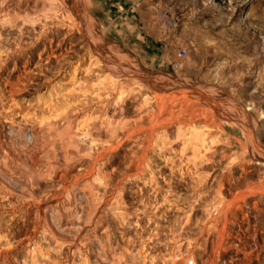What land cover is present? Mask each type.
<instances>
[{
  "label": "rangeland",
  "instance_id": "rangeland-1",
  "mask_svg": "<svg viewBox=\"0 0 264 264\" xmlns=\"http://www.w3.org/2000/svg\"><path fill=\"white\" fill-rule=\"evenodd\" d=\"M0 8V264H264V0ZM185 97L194 104L179 112ZM154 125L168 128V145L193 139L186 159L210 174L195 216L208 217L204 230L149 245L151 230L138 233L148 216L136 215L153 198L139 186L165 165L145 154ZM182 185L177 195H192ZM185 202L172 219L190 213Z\"/></svg>",
  "mask_w": 264,
  "mask_h": 264
},
{
  "label": "bare ground",
  "instance_id": "bare-ground-1",
  "mask_svg": "<svg viewBox=\"0 0 264 264\" xmlns=\"http://www.w3.org/2000/svg\"><path fill=\"white\" fill-rule=\"evenodd\" d=\"M53 2H55V1H53ZM4 5V4H3ZM1 9V8H0ZM59 10V9H58ZM5 11V10H4ZM50 15V14H49ZM40 16H42V15H40ZM52 17H54V16H52ZM57 17V16H56ZM46 18H47V15H46ZM50 18V17H49ZM49 18H47L48 20H49ZM58 18V17H57ZM23 19V18H22ZM45 19V18H44ZM53 19V18H52ZM51 19V20H52ZM32 20H33V22L34 23H36L37 22V19H33L32 18ZM39 20V19H38ZM54 20H55V18H54ZM27 21V20H26ZM31 21V20H30ZM39 21H41V20H39ZM32 22V23H33ZM46 22V21H45ZM44 23V22H43ZM48 23V22H47ZM46 23V24H47ZM49 24V23H48ZM14 25V24H13ZM37 25V24H36ZM42 25V24H41ZM15 26H16V24H15ZM14 26V27H15ZM38 26V25H37ZM46 26V25H45ZM32 28H34V27H32ZM49 28V27H48ZM21 29H22V27H21ZM36 30V29H35ZM33 31V30H32ZM46 31V30H45ZM45 31H42V32H40L41 33V37H44L46 34H47V31L45 32ZM1 34V33H0ZM48 35V34H47ZM19 36V35H18ZM39 36H40V34H39ZM45 39V38H44ZM21 45V44H20ZM54 48V47H53ZM20 49V48H19ZM74 66V65H73ZM79 71H80V69L78 68V67H75L74 69H73V75H77V72L79 73ZM77 81V80H76ZM13 83H14V81H13ZM26 85V84H25ZM76 85V84H75ZM17 86V85H16ZM13 87H15V86H13ZM21 87V86H20ZM57 87V86H56ZM76 87V86H75ZM17 88V87H16ZM63 88V87H62ZM18 89V88H17ZM21 89V88H20ZM62 90V89H61ZM55 93V92H54ZM79 93V92H78ZM16 94V93H15ZM53 94V93H52ZM56 95V94H55ZM59 95V94H58ZM70 95V94H69ZM201 96V95H200ZM206 96V95H205ZM71 97H72V95H71ZM45 98V97H44ZM70 98V97H69ZM78 98V97H77ZM185 98H187V97H185ZM184 98V99H185ZM192 98V97H191ZM49 99V98H48ZM47 99V100H48ZM55 99V98H54ZM193 99V98H192ZM41 100V99H40ZM186 100V99H185ZM207 100V99H206ZM42 101V100H41ZM194 101V100H193ZM210 101V100H209ZM213 101V100H212ZM43 102V101H42ZM46 102V101H45ZM49 102V101H48ZM47 102V103H48ZM183 102V101H182ZM185 102V101H184ZM186 102H188V103H182L181 104V106H180V108H179V110H177V111H179L180 112V110L182 111V109H186V107L187 106H190V105H193L194 104V102H192V101H190V99L189 98H187V100H186ZM196 103H197V101H196ZM44 104V103H43ZM46 104V103H45ZM108 104V103H107ZM173 104V103H172ZM209 104V103H208ZM23 105V104H22ZM53 105V104H52ZM197 105V104H196ZM206 105V104H205ZM29 106V108H31L30 107V105H28ZM41 106V105H40ZM175 105H173V107H174ZM178 106V107H179ZM21 107V106H20ZM172 107V108H173ZM219 107V106H218ZM105 108H107V107H105ZM119 108H121V107H119ZM188 108V107H187ZM75 109V108H74ZM114 109V108H113ZM191 109V108H190ZM20 110H21V108H20ZM24 110V109H23ZM106 110H108V109H106ZM106 110H105V112H106ZM188 110V109H187ZM118 111V110H117ZM176 111V112H177ZM184 111V110H183ZM28 112V111H27ZM76 112V111H75ZM101 112V111H100ZM104 112V113H105ZM120 112V111H119ZM178 112V113H179ZM189 112V111H188ZM229 112V111H228ZM88 113V112H87ZM113 113V112H112ZM117 113V112H116ZM187 113V112H186ZM75 114V113H74ZM106 114H108V113H106ZM181 114H183V112L181 113ZM105 115V114H104ZM180 115V114H179ZM185 115V113L183 114V116ZM192 115V114H191ZM98 116H99V114H98ZM27 117V116H26ZM86 117V116H85ZM105 117V116H104ZM106 117H107V115H106ZM105 117V118H106ZM111 117V116H110ZM109 117V118H110ZM180 117H181V115H180ZM193 118V117H192ZM88 119V118H87ZM85 120H86V118H85ZM84 120V121H85ZM112 121V120H111ZM114 121V120H113ZM110 122V121H109ZM108 122V123H109ZM169 122V121H168ZM103 123V122H102ZM166 123V122H165ZM172 123V122H171ZM157 124V123H156ZM159 124V123H158ZM164 123H162V125H163ZM166 125V124H165ZM164 125V126H165ZM167 125H170V124H168L167 123ZM83 126H84V124H83ZM104 126V125H103ZM111 126V125H110ZM143 126V125H142ZM157 126V125H156ZM155 125L154 126H152V133H150V138H149V143L147 144V147L145 148V154H147L148 152H149V150H153V151H157L158 152V154H160L164 159H163V162H165V165L163 166V167H161V169L159 170V172L156 174H154L153 175V173H152V175H151V178H149V180L148 181H146V182H144V185L143 186H139V188L138 189H140V191H142L143 192V190H145V185L146 184H149L150 186H151V188H152V190H153V198H151V200L150 201H148V204L147 205H150L151 206V211H149L148 213L146 212L145 214H141V213H138L136 216L138 217V218H140L142 215L144 216H148V220H147V224H148V228H146V229H141L140 231H138V233H142L141 235H143L145 232H147V231H149V230H151V232H150V234L149 233H147V239H146V237H145V239H146V243L147 244H149V245H152L153 244V242H155V240L157 239H159L160 238V236L161 235H165L166 237H167V234H171V235H173V236H176L177 238H179V237H181L182 238V236H183V234L186 232H192L195 228H198V229H200V231L202 232L204 229H203V227H205V222L207 221V218L208 217H206V220H204V223H202V222H199V219H196L195 218V216H196V214H197V206H199V205H201L202 203V199H205L206 200V195H202V193H203V191H204V189H205V187L206 186H208L207 185V183H206V180H207V178L205 177L206 175L208 176L209 174H203V172L202 171H200V170H202V169H200L199 170V159L198 158H196V160H193L192 162H190V160H189V158H187L186 159V149L188 148V147H193L194 148V151H198L197 150V147H196V145H195V142H193V141H191V140H193V139H191L190 141H187V140H182L181 139V142L180 143H176V144H170V145H168L167 144V142H169L170 140L167 138L168 137V128L167 127H165V128H162V127H160V129H158L157 127H156ZM137 127V126H136ZM135 127V128H136ZM141 127V126H140ZM147 126H144V130H145V128H146ZM172 127V126H171ZM79 128V127H78ZM107 128V127H106ZM109 128V127H108ZM148 128V127H147ZM147 128H146V130H147ZM178 128V127H177ZM84 129V128H83ZM143 129V128H142ZM141 128H140V130L139 131H141L142 130ZM77 130H79V129H77ZM86 130V129H85ZM108 130V129H107ZM136 130H138V127L136 128V129H134V131H136ZM179 130V129H178ZM110 131V130H109ZM108 131V132H109ZM148 131H150L149 129H148ZM85 132V131H84ZM94 132V131H93ZM107 132V133H108ZM174 132V131H173ZM180 133H178V136H176L178 139H180L181 137V132L182 131H179ZM183 132H184V130H183ZM205 132V131H204ZM99 133V132H98ZM103 133V132H102ZM135 133V132H134ZM189 133H191V132H189ZM169 134H171V131H170V133ZM186 134V133H185ZM199 134V133H198ZM205 135H206V133H204ZM208 134V133H207ZM109 136L111 135V134H108ZM118 135H120V134H118ZM189 135V134H188ZM251 135V134H250ZM172 136V135H171ZM174 136V135H173ZM198 136V135H197ZM208 136V135H207ZM81 137V136H80ZM84 137V136H83ZM120 137V136H119ZM130 137H131V135H130ZM149 137V136H148ZM193 137H195V136H193ZM87 138V137H86ZM121 138V137H120ZM122 139V138H121ZM144 139V138H143ZM142 139V140H143ZM174 139H175V137H174ZM205 139V138H204ZM71 140V139H70ZM80 140V139H79ZM127 140V139H126ZM197 141H198V139H196ZM82 141V140H81ZM91 141H93L92 139H91ZM95 141V140H94ZM124 141V140H123ZM122 141V142H123ZM130 141H132V140H130ZM205 141V140H204ZM204 141H202L201 140V142L203 143ZM84 142V141H83ZM97 142V141H96ZM122 142H121V144H122ZM175 142V141H174ZM208 142V141H207ZM92 143V142H91ZM204 143H206V142H204ZM212 143H213V141H212ZM66 144V143H65ZM64 144V145H65ZM72 144V143H71ZM138 144V143H137ZM201 144V143H200ZM215 144V143H214ZM133 145V144H132ZM168 145V146H167ZM176 145H178V147L176 146ZM93 148V147H92ZM193 148L191 149V150H193ZM208 148H209V146H208ZM190 149V148H189ZM207 149V147L205 148V149H203L202 151L200 150V152H203L202 154H201V156H200V159H203V160H205V150ZM172 152V153H175L174 155L176 156V159L174 158V156L173 157H171L169 154H168V152ZM65 152H67V151H65ZM154 153V152H153ZM193 153V152H192ZM198 153V152H197ZM82 154V153H81ZM90 154V153H89ZM207 154V153H206ZM218 154H219V152H218ZM101 155V154H100ZM143 155V154H142ZM159 155V156H160ZM189 155L190 154H188V157H189ZM83 156V155H82ZM198 156V157H199ZM219 156V155H218ZM256 156V155H255ZM96 157V156H95ZM259 157V156H258ZM142 158V157H141ZM149 158V157H148ZM260 158H261V155H260ZM34 159V158H33ZM36 159V158H35ZM145 160V159H144ZM233 161V160H232ZM100 162V161H99ZM143 164V162L141 163V165ZM225 164V163H224ZM207 165V164H206ZM213 165V164H212ZM211 166V165H210ZM219 167L221 166V165H218ZM230 167H231V165H229ZM142 167V166H141ZM202 167H203V165H202ZM218 167V168H219ZM227 168H228V166H226ZM208 168H209V166H208ZM215 168V167H214ZM222 168H223V165H222ZM169 170V173H165L163 170ZM215 169H217V167L215 168ZM224 169H225V167H224ZM232 169V168H231ZM143 170V169H142ZM145 170V169H144ZM219 170V169H218ZM225 170H227V169H225ZM214 171V170H213ZM212 171V172H213ZM232 171V170H231ZM92 172V171H91ZM141 172V171H140ZM157 172V171H156ZM205 173H207L206 172V170L204 171ZM211 172V173H212ZM215 172H216V170H215ZM223 172H224V170H223ZM218 173V172H217ZM145 175V174H144ZM190 176V177H189ZM223 176V175H222ZM231 176H233V175H231ZM83 178L85 177V175L84 176H82ZM216 177V176H215ZM238 177V176H237ZM223 178V177H222ZM209 179H210V177H209ZM215 179V178H214ZM236 179V178H235ZM77 180V179H76ZM147 180V179H146ZM242 180V179H241ZM186 183L187 185H189V188H191V191L190 192H192V195L191 194H187V195H180V194H178L177 195V192H176V189L175 188H179L181 185H182V183ZM208 182V181H207ZM213 182V181H212ZM228 182V181H227ZM237 182V181H236ZM75 183V182H74ZM219 183V182H218ZM79 184V183H78ZM232 184H233V182H232ZM264 184V183H263ZM71 185H72V183H71ZM77 185V184H76ZM75 185V186H76ZM252 185V184H251ZM183 186V185H182ZM186 186V185H185ZM211 186V185H210ZM218 186V185H217ZM213 187V186H212ZM219 187V186H218ZM67 188V187H66ZM66 188H65V191H66ZM75 188V187H74ZM76 188H77V186H76ZM181 188V187H180ZM186 188V187H185ZM188 188V187H187ZM214 188V187H213ZM222 188V187H221ZM253 188V187H252ZM85 189H86V187H85ZM150 189V188H149ZM209 189H211V187H209ZM253 189H255V188H253ZM87 190V189H86ZM85 190V191H86ZM148 190V189H147ZM188 190H190V189H188ZM74 191V190H73ZM241 191H244V190H241ZM246 191V190H245ZM244 191V192H245ZM252 191V190H251ZM261 191V190H260ZM260 191H258V192H260ZM80 192V191H79ZM218 192H220V190L218 191ZM248 192V191H247ZM247 192H245V193H247ZM231 193V192H230ZM236 193V192H235ZM239 193V192H238ZM90 194H91V192H90ZM206 194V193H205ZM207 194H209V193H207ZM243 196H244V194H242ZM257 195V194H256ZM255 194H254V196H256ZM247 196V195H246ZM209 197V196H208ZM220 197V196H219ZM223 197V196H222ZM245 197V196H244ZM243 197V198H244ZM89 198V197H88ZM149 198V197H148ZM215 198V197H214ZM243 198H241V199H243ZM63 199V198H62ZM79 200V199H78ZM108 200V199H107ZM185 201H187V203H190V204H192L191 205V209H190V213H188L185 217H183V216H176L175 217V219L173 218H171V215H170V213H171V211H173L174 209H176L177 207H179L181 204H182V202H183V204H185L186 202ZM225 202H226V200H224ZM228 201V200H227ZM230 201H232V200H230ZM238 201H240V200H238ZM243 201H245V200H243ZM62 202V201H61ZM80 202V201H79ZM233 202V204L235 203V202H237V201H235L234 202V200L232 201ZM255 202H257L256 200H255ZM255 202H253V203H255ZM66 203V202H65ZM147 203V202H146ZM210 203V202H209ZM214 203V202H213ZM217 203V202H216ZM220 203V202H219ZM218 203V204H219ZM222 203V202H221ZM220 203V204H221ZM229 203H227V205H228ZM61 205V204H60ZM146 205V206H147ZM189 205V204H188ZM187 205V206H188ZM205 205V204H204ZM217 205V204H216ZM229 205H231V204H229ZM149 207V206H148ZM186 207V206H185ZM210 207H211V204H210ZM214 207H216V206H214ZM221 207V206H220ZM205 208V207H204ZM146 210H148V209H146ZM145 210V211H146ZM199 210H200V208H199ZM204 210V209H203ZM217 215H216V217H214L215 219H213V220H215V222H214V224L215 223H217L218 221H219V219H220V213H219V209H218V207H217ZM93 211V210H92ZM176 211H178V210H176ZM188 211V210H187ZM228 211V210H227ZM142 212V211H141ZM95 213V212H94ZM175 213V212H174ZM225 213H228V212H225ZM206 214V213H205ZM210 214V213H209ZM222 215H227V214H223V213H221ZM207 215V214H206ZM214 215V214H213ZM144 216V217H145ZM203 216V215H202ZM201 217V216H200ZM199 217V218H200ZM222 217V216H221ZM225 217V216H224ZM203 218V217H202ZM205 218V217H204ZM226 218H227V216H226ZM142 219V218H141ZM147 219V218H146ZM211 219V218H210ZM224 219V218H223ZM95 220V219H94ZM202 220V219H201ZM222 220V219H221ZM163 221H165V222H173V225H171L170 227H168L167 225H169V223H163ZM213 222V221H212ZM225 224V223H224ZM227 225V224H226ZM210 226V225H209ZM141 227V226H140ZM138 228V227H137ZM139 230V229H138ZM207 230H208V228H207ZM199 231V232H200ZM209 232V231H208ZM185 233V234H186ZM204 233V232H203ZM223 234H225V232L223 233ZM201 235V234H200ZM221 236V235H220ZM140 237H143V236H140ZM211 237V236H210ZM257 237V236H256ZM143 239V238H142ZM141 239V240H142ZM167 239H168V241L170 240V237L168 238L167 237ZM186 239V238H185ZM218 239H220V238H218ZM140 240V241H141ZM172 241V240H171ZM176 241V240H175ZM181 241H183L182 239H181ZM186 241V240H185ZM258 241V240H257ZM184 242V241H183ZM186 242H188V241H186ZM185 242V243H186ZM146 243H143L142 242V247H143V249L141 250V251H139V257H141V258H144V259H146V258H148V256H149V254L147 253V249H146V247L148 246ZM152 243V244H151ZM167 243V242H166ZM182 243V242H181ZM221 243V242H220ZM140 244V243H139ZM190 244V243H189ZM166 246V245H165ZM183 246V245H182ZM141 247V246H140ZM145 247V248H144ZM215 247V246H214ZM168 248H170V247H168ZM184 248V247H183ZM189 248V247H188ZM187 248V249H188ZM181 249V248H180ZM186 249V248H185ZM184 249V250H185ZM140 250V249H139ZM217 250V249H216ZM215 250V251H216ZM187 251V250H186ZM185 251V252H186ZM214 252V251H213ZM178 253V252H177ZM177 253H176V255H177ZM193 253V252H192ZM191 253V254H192ZM151 254V253H150ZM185 253H183V255H184ZM178 255H180V254H178ZM182 255V254H181ZM176 257V256H175ZM193 257V256H192ZM154 258V257H153ZM152 258V259H153ZM261 258V257H260ZM157 259V258H156ZM193 262H194V260H193ZM193 262H192V264H193Z\"/></svg>",
  "mask_w": 264,
  "mask_h": 264
},
{
  "label": "built area",
  "instance_id": "built-area-1",
  "mask_svg": "<svg viewBox=\"0 0 264 264\" xmlns=\"http://www.w3.org/2000/svg\"><path fill=\"white\" fill-rule=\"evenodd\" d=\"M169 23L170 24H172V20H169ZM186 53V50L185 49H183V51L182 52H180V55L182 56V55H184Z\"/></svg>",
  "mask_w": 264,
  "mask_h": 264
}]
</instances>
